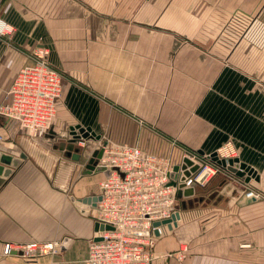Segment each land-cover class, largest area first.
I'll use <instances>...</instances> for the list:
<instances>
[{"label":"crops","instance_id":"0c3cea01","mask_svg":"<svg viewBox=\"0 0 264 264\" xmlns=\"http://www.w3.org/2000/svg\"><path fill=\"white\" fill-rule=\"evenodd\" d=\"M0 18L13 28L0 34V103L37 46L62 76L44 138L0 115V150L27 154L0 185V264H86L97 209L77 204L100 195L104 173L86 164L105 138L173 164L232 141L237 171L226 159L192 197H177L152 264H264V0H0ZM78 125L101 138L85 139L76 160L59 146ZM248 188L262 197L246 199ZM34 240L62 250L2 253Z\"/></svg>","mask_w":264,"mask_h":264},{"label":"built area","instance_id":"2783aa9c","mask_svg":"<svg viewBox=\"0 0 264 264\" xmlns=\"http://www.w3.org/2000/svg\"><path fill=\"white\" fill-rule=\"evenodd\" d=\"M12 32L13 28L0 18V34ZM49 54L48 47L37 46L33 61L19 69L0 103V115L18 122L34 141L44 138L52 128L62 94V76L51 65ZM2 140L4 135L0 131ZM79 144L85 146L86 140H80ZM98 149L103 150L98 165L104 166L108 174L99 183L95 219L110 228L98 231V236L91 240L86 264H152L160 226L155 223L171 219L176 211L179 181L173 183L170 175L176 164L165 156L144 151L138 144L101 139L89 157ZM215 153L220 159L238 154L232 141ZM186 156L200 165L196 174L186 180L187 185L204 183L221 168L219 163L211 161L212 154L207 159H198L193 152H187ZM244 197L258 199L262 194L248 188ZM61 250V241L34 240L6 242L2 253L4 256L16 253L35 260L43 255H57Z\"/></svg>","mask_w":264,"mask_h":264},{"label":"water","instance_id":"95a60500","mask_svg":"<svg viewBox=\"0 0 264 264\" xmlns=\"http://www.w3.org/2000/svg\"><path fill=\"white\" fill-rule=\"evenodd\" d=\"M62 136L66 137V141L60 143V148L65 149L67 154L71 156L73 159L79 160L81 158V154L84 152L85 148L81 144H79L80 140L87 138H95L100 139L101 137L92 132L90 128H85L81 126L72 127L68 132H64ZM89 150V149H88ZM103 150L98 149L94 150L92 155L88 158V162L86 164L87 171L90 172H103L105 175L108 174L107 169L104 166L98 165V159L102 156ZM27 158V154L25 152H21L18 156H14L8 152L0 150V185L8 178L14 168L18 167L19 164ZM212 160L219 163L221 166L226 167L227 161L226 159H220L217 154L214 152L212 154ZM235 162V166H228V169L235 172L237 171L236 165L238 159H229V163L233 164ZM199 163L192 160L190 157L186 156L183 158L180 164H176L171 172V177L173 179V183H176L178 180V193L177 197L188 196L192 197L195 194V183L191 185L186 184V180L192 178L194 174L199 170ZM243 168V165L241 166ZM241 173V172H239ZM204 178H202L203 180ZM100 199V196H88L86 198H82L78 201L77 205H83V207L96 206L97 201ZM196 200V198L194 199ZM193 201V200H192ZM189 201L190 203L192 202ZM175 216V215H174ZM174 216L171 219L163 220L162 222H156L155 225H161L164 223L171 222L174 219ZM105 228H110V226H105L100 223H96V230L102 231ZM100 239V238H98ZM67 242V241H66ZM65 243V242H64Z\"/></svg>","mask_w":264,"mask_h":264}]
</instances>
